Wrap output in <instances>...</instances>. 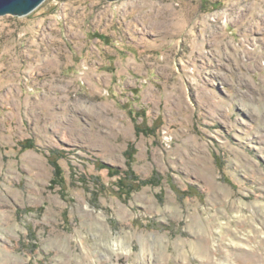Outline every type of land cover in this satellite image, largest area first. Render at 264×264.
I'll return each mask as SVG.
<instances>
[{
    "label": "rangeland",
    "instance_id": "rangeland-1",
    "mask_svg": "<svg viewBox=\"0 0 264 264\" xmlns=\"http://www.w3.org/2000/svg\"><path fill=\"white\" fill-rule=\"evenodd\" d=\"M0 264H264V0L0 16Z\"/></svg>",
    "mask_w": 264,
    "mask_h": 264
},
{
    "label": "water",
    "instance_id": "water-1",
    "mask_svg": "<svg viewBox=\"0 0 264 264\" xmlns=\"http://www.w3.org/2000/svg\"><path fill=\"white\" fill-rule=\"evenodd\" d=\"M45 0H0V16H23L32 12ZM116 1V0H107Z\"/></svg>",
    "mask_w": 264,
    "mask_h": 264
},
{
    "label": "trees",
    "instance_id": "trees-1",
    "mask_svg": "<svg viewBox=\"0 0 264 264\" xmlns=\"http://www.w3.org/2000/svg\"><path fill=\"white\" fill-rule=\"evenodd\" d=\"M60 172H59V169L57 168V166L55 165V174H54V177L56 178V179H58L59 177H60ZM53 180H55V179H53Z\"/></svg>",
    "mask_w": 264,
    "mask_h": 264
}]
</instances>
